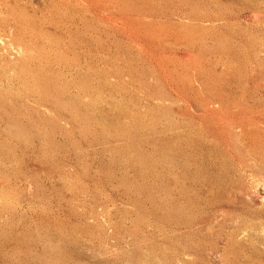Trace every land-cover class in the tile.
<instances>
[{
  "label": "rangeland",
  "instance_id": "1",
  "mask_svg": "<svg viewBox=\"0 0 264 264\" xmlns=\"http://www.w3.org/2000/svg\"><path fill=\"white\" fill-rule=\"evenodd\" d=\"M0 264H264V0H0Z\"/></svg>",
  "mask_w": 264,
  "mask_h": 264
}]
</instances>
